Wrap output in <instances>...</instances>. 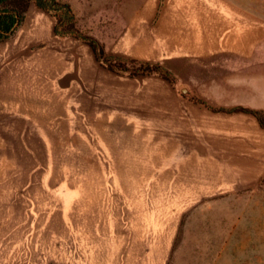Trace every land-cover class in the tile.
<instances>
[{
	"label": "crops",
	"instance_id": "obj_1",
	"mask_svg": "<svg viewBox=\"0 0 264 264\" xmlns=\"http://www.w3.org/2000/svg\"><path fill=\"white\" fill-rule=\"evenodd\" d=\"M188 1L192 0H184ZM216 6V48L250 54L255 49V28L226 4ZM34 9L30 24L24 23L12 39L0 42V162L15 161L17 144L57 142L51 137L58 129L79 127L88 112L104 120L109 129L104 140L118 148L120 167L78 171L65 188L61 187L65 179L50 181L55 184L50 187L45 185L47 180L32 185L31 170L0 168V264H165L178 218L202 200V194L214 192L217 184L213 187L206 172L197 175L172 166L145 170L144 121L139 112H162L175 122V109H161L151 98L145 104L138 97L140 91L127 99L123 79L99 70L94 57L83 49V54L79 48L65 52L48 13ZM207 16L205 9L188 12L194 31L205 36L200 44L191 42L193 47L203 46L202 53L207 52L208 32L200 24L207 23ZM161 29L160 25H127L116 51L142 60L180 54L184 47L180 36ZM187 123L191 125L185 122L182 126ZM189 128L183 131L189 136L180 141L186 142L178 143H193L199 150L192 154L189 149L187 160L205 168L208 139L199 137L192 142ZM17 137L26 139L18 141ZM133 158L135 168L129 162ZM228 160L229 167L239 169L234 162L238 157ZM39 176H47L46 170ZM58 176L64 175H54ZM16 177H29L20 188L29 192L33 202L17 199ZM20 208L33 210L30 214L34 216L21 222L16 216ZM18 225L24 226L23 231L16 229Z\"/></svg>",
	"mask_w": 264,
	"mask_h": 264
},
{
	"label": "rangeland",
	"instance_id": "obj_2",
	"mask_svg": "<svg viewBox=\"0 0 264 264\" xmlns=\"http://www.w3.org/2000/svg\"><path fill=\"white\" fill-rule=\"evenodd\" d=\"M58 1L68 4L75 18L73 34L56 36L58 42H63L65 52L78 48L80 54L82 49L89 52L99 70L124 80L122 88L126 89L127 99L140 91L138 97L145 104H150L151 98L154 104L159 102L157 107L161 109H175L178 117L175 122L162 112H139L140 120L144 121L143 168L162 170L172 166L197 175L206 172L215 183L213 187L217 184L214 192L202 194V200L178 218L165 264H264V129L251 113H264V0ZM219 2L255 28V49L250 54L237 55L216 48L214 39L218 29L214 26V16ZM34 8L33 4L29 5L22 25L31 23L29 16ZM198 9L207 10L209 16L207 23L200 24L208 32L205 53L203 46L197 48L191 44L193 40L195 44H200V39L205 41V36L197 35L188 18L189 11ZM49 17L55 24V19ZM201 20H205L203 16ZM131 24L160 25L163 33L180 36L183 53L142 60L117 52V41ZM192 52L197 54L187 55ZM89 114L79 127L58 129L54 139L51 137L57 140L53 144H17L15 161H1L0 168L31 170L32 185L47 180L45 185L50 187L55 185L50 181L65 179L61 186L65 188L71 175L78 171L120 167L116 161L118 148L104 140L109 133L104 120L98 117L96 120ZM185 122L191 125L182 126ZM189 127L190 136L195 138L192 142L199 137L208 139L205 168L187 160L189 149L192 154L198 149L193 143L180 145L189 136L184 135L190 131ZM18 138V141L26 139ZM230 157L239 158L238 162L234 161L239 169L229 167ZM129 162L131 167H137L134 158ZM139 164L138 161V167ZM43 170L47 176H39ZM56 174L64 176L54 177ZM15 179L17 199L33 202L29 192L20 188L29 177ZM30 212L33 210L20 208L16 216L24 222V217L34 216ZM17 228L23 231L24 226Z\"/></svg>",
	"mask_w": 264,
	"mask_h": 264
},
{
	"label": "trees",
	"instance_id": "obj_3",
	"mask_svg": "<svg viewBox=\"0 0 264 264\" xmlns=\"http://www.w3.org/2000/svg\"><path fill=\"white\" fill-rule=\"evenodd\" d=\"M30 4L55 19V36L64 37L76 31L75 18L68 4L58 0H0V42L9 39L22 25ZM251 113L264 129V113L259 111Z\"/></svg>",
	"mask_w": 264,
	"mask_h": 264
}]
</instances>
